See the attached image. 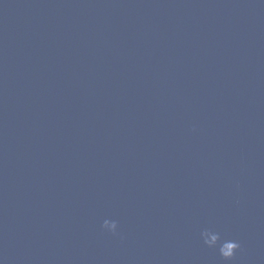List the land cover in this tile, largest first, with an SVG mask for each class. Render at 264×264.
<instances>
[{
    "label": "water",
    "instance_id": "obj_1",
    "mask_svg": "<svg viewBox=\"0 0 264 264\" xmlns=\"http://www.w3.org/2000/svg\"><path fill=\"white\" fill-rule=\"evenodd\" d=\"M0 264H264V0H0Z\"/></svg>",
    "mask_w": 264,
    "mask_h": 264
},
{
    "label": "clouds",
    "instance_id": "obj_2",
    "mask_svg": "<svg viewBox=\"0 0 264 264\" xmlns=\"http://www.w3.org/2000/svg\"><path fill=\"white\" fill-rule=\"evenodd\" d=\"M101 229L114 236L120 235V225L115 219H104ZM200 238L206 246L210 248L218 247L219 254L225 261H231L235 257L237 250L241 248L240 242L236 239L225 238L221 242V234L211 228L202 229Z\"/></svg>",
    "mask_w": 264,
    "mask_h": 264
}]
</instances>
